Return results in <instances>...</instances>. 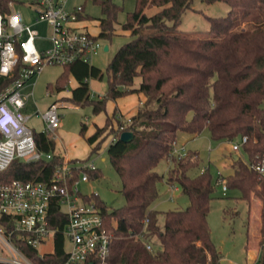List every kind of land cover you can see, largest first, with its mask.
<instances>
[{"label": "trees", "instance_id": "trees-1", "mask_svg": "<svg viewBox=\"0 0 264 264\" xmlns=\"http://www.w3.org/2000/svg\"><path fill=\"white\" fill-rule=\"evenodd\" d=\"M97 1L103 14L98 19L97 37L111 40L117 34L122 8L113 0ZM205 1H221L230 7L226 16L207 17L212 35L208 38L179 30L184 13L192 9L195 0H135V9L121 24L131 38L108 63V88L98 99L91 97L89 79H102L105 72L93 64H67L56 80L55 87L62 91L72 75L77 85L69 99L77 105H91L95 114L106 112L104 125L95 124L90 135H86L87 123H81L90 154L99 153L108 138H114L107 152L121 179L125 203L104 211L105 226L113 235L109 264H222L223 255L208 221L218 176L214 177L209 167L191 176L189 171L200 163L199 154L189 150L186 157L179 158L172 153L180 133L198 136L206 129L216 141L247 137L241 147L247 158L231 156L232 172L220 177L228 190L240 191L237 199L247 202L248 214L253 198L261 201L259 244L260 262L264 263V175L255 169L264 158V0ZM3 2L0 0V11ZM154 7L158 10L148 15L146 10ZM81 16L93 20L88 14ZM137 77L141 78L139 86ZM133 93L145 97L136 113L121 119L115 108L108 114L109 101ZM124 131L133 132L131 141L120 139ZM35 138L38 149L53 152V157L32 162L15 159L0 171V184L15 179L48 181L53 176L64 154L45 132L35 131ZM163 159L170 161L166 177L157 171ZM164 178L188 196L185 209L161 211L153 207L161 197L159 183ZM53 212L54 224L63 227L66 218L60 219L57 207ZM0 224L9 231L15 229L14 219L8 216H1ZM247 236L249 241V220ZM144 240L152 242L153 250ZM55 246L63 255L61 233ZM23 248L40 263L34 247L24 244Z\"/></svg>", "mask_w": 264, "mask_h": 264}, {"label": "built area", "instance_id": "built-area-1", "mask_svg": "<svg viewBox=\"0 0 264 264\" xmlns=\"http://www.w3.org/2000/svg\"><path fill=\"white\" fill-rule=\"evenodd\" d=\"M19 6L32 9L37 23L46 22L51 27L50 48L38 47L39 33L25 22L23 12L17 9ZM84 14L83 4L68 7V0L3 2L0 11V171L15 159L32 162L53 157V152L38 149L35 129L29 122L32 115L41 116L42 132L55 139L60 124V98L44 111L37 108L29 113L33 91L25 92V88L35 85L33 78L46 64L65 66L82 61L92 65L93 58L105 47L102 39L91 31V21L81 16ZM51 95V91L47 92V96ZM246 140L243 136L239 141H232V149L239 151ZM172 153L184 158L188 150L176 141ZM255 169L264 175V158ZM78 170L81 172L76 177ZM220 175L216 183L225 194L228 188ZM100 177L90 157L73 161L64 155L48 181L15 179L0 184V217L8 216L15 221L13 231L0 224V264H109L113 235L103 218L106 206L98 192L87 196L80 188L81 182ZM55 207L59 209L60 219L66 218L63 227L53 222ZM14 231L20 234H13ZM58 233L63 235V255L55 246ZM136 236L143 239L142 234ZM144 242L153 250L151 241ZM24 244L37 250L40 263L28 255Z\"/></svg>", "mask_w": 264, "mask_h": 264}, {"label": "rangeland", "instance_id": "rangeland-1", "mask_svg": "<svg viewBox=\"0 0 264 264\" xmlns=\"http://www.w3.org/2000/svg\"><path fill=\"white\" fill-rule=\"evenodd\" d=\"M121 6L118 13V31L111 40L102 39L104 47L108 45V50L103 49L98 55L93 58L92 64L101 68L105 74L102 79H89L91 97L98 99L103 96L108 88L107 66L118 49L128 41L131 36L129 31L121 28V24L127 20L128 12L135 9V0H113ZM84 5V12L93 17L90 23V29L99 33V18L103 17L101 6L97 0H68V7L73 5ZM24 14L25 22L32 24L33 28L39 33L37 45L41 49H48L52 44L51 27L46 22L37 23L34 11L24 6L17 7ZM158 10L157 7L147 9L148 15H152ZM230 11V7L221 1L208 3L205 0H195L192 9H188L182 18V23L179 27L180 31L188 32L198 37H211L209 33L210 22L208 16L218 17L226 16ZM103 47V48H104ZM64 66L60 64H46L39 75L35 76L32 82L35 85L25 88V92L33 91V95L29 100V113H33L37 108L44 111L51 102L58 100L61 104L60 124L56 130L57 151H63L71 159H84L90 156L91 160L95 161L101 177L93 178L87 182H81V191L87 196L98 192L100 199L105 204L108 210H112L122 206L125 203V198L121 192L122 182L113 167L108 152L107 146L112 140L110 136L104 144L101 152L90 154L91 147L87 143L85 137L81 134V123L85 122L88 125L86 135H90L95 123L106 119V112L95 114L91 105H77L73 103L69 97L71 90L76 85L75 78L70 75L69 81L62 91L55 87L58 76L63 72ZM141 78H136V86H139ZM51 84L50 88L48 87ZM51 91L52 95L47 96V92ZM115 101H109L107 111L111 113L115 108ZM264 106V105H263ZM121 119H128L126 114L117 111ZM30 126L35 131L41 132L44 127V122L41 116L32 115ZM188 133H180L178 137V145L182 146L186 143V149L189 151L199 152L200 163L189 171L191 176L201 172L202 168L210 166V171L214 177L218 176V171L226 176L232 172V157L235 154H242L247 158L246 154L232 149V141L222 140L216 141L211 139L208 130H204L200 135L189 137ZM169 161L163 159L157 167V171L167 176ZM161 197L154 203L153 207L161 210L185 209L189 205L188 196L183 193L179 185L171 187L168 185L166 178L159 183ZM240 195L238 190H228L223 194L222 186L217 185L214 192L215 198L212 200L211 209L208 215V221L211 228L212 238L223 254L225 264H262L261 255L256 249H248L247 236V218L248 204L245 200L240 199L238 204L235 202L236 197ZM227 210V211H225ZM163 222V216L161 218ZM251 229V234H258L259 229Z\"/></svg>", "mask_w": 264, "mask_h": 264}, {"label": "crops", "instance_id": "crops-1", "mask_svg": "<svg viewBox=\"0 0 264 264\" xmlns=\"http://www.w3.org/2000/svg\"><path fill=\"white\" fill-rule=\"evenodd\" d=\"M94 20V19H93ZM93 20H90L91 22ZM90 22V23H91ZM89 23V25H90ZM92 31V30H91ZM93 32V31H92ZM95 33V32H93ZM95 34H98V33H95ZM76 85H77V81H76ZM75 85V86H76ZM70 93H71V90H69ZM145 100V97L142 93H133V94H130L128 96H125V97H121V98H118L117 100H115V108L117 109L118 112L122 113V114H126L127 117H130L131 115H133L134 113H136L139 105ZM114 108V109H115ZM114 111V110H113ZM112 111V112H113ZM108 112V111H107ZM111 112V113H112ZM108 112V114H111ZM105 123V119H102L99 121V123H95L99 126H103ZM95 131V127L92 128V133ZM189 137H197V136H192V135H189ZM184 146H186V143H183ZM60 153L64 154V155H67L66 153H64L63 151H59ZM101 152V151H100ZM99 152V153H100ZM98 153V154H99ZM199 154V152H197ZM199 157H200V154H199ZM75 159H79V158H75ZM85 159V158H84ZM170 162V161H169ZM170 165V163H169ZM207 167H209L210 169V166L208 165ZM202 171V170H201ZM221 173L220 171H218V174ZM228 191V190H227ZM226 191V192H227ZM226 194V193H225ZM240 199H235V202L238 204ZM261 208H262V204H261V201L259 200V198L257 197H254L253 198V202H252V205H251V210H250V214L247 213V218H248V215H249V218H250V221H249V234H250V238H249V241L247 242L246 244V247L248 249H256L258 251V254L261 255V246L259 244V240H260V227H261ZM255 227H258L259 229V233L258 234H251L250 232V228L251 229H256ZM221 252V250H220ZM222 253V252H221ZM223 255V254H222ZM224 258H222V264H225L224 263ZM260 262V260H259Z\"/></svg>", "mask_w": 264, "mask_h": 264}, {"label": "water", "instance_id": "water-1", "mask_svg": "<svg viewBox=\"0 0 264 264\" xmlns=\"http://www.w3.org/2000/svg\"><path fill=\"white\" fill-rule=\"evenodd\" d=\"M104 49L108 50V45H106ZM133 137H134V134L131 131H124L120 135V139L123 141H131L133 139ZM262 264H264V263H262Z\"/></svg>", "mask_w": 264, "mask_h": 264}]
</instances>
